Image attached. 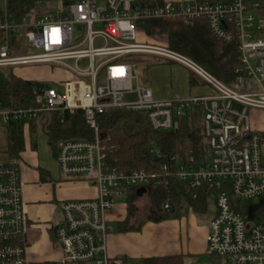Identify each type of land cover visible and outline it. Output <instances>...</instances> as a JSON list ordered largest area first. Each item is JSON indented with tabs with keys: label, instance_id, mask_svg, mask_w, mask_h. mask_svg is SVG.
<instances>
[{
	"label": "built area",
	"instance_id": "2783aa9c",
	"mask_svg": "<svg viewBox=\"0 0 264 264\" xmlns=\"http://www.w3.org/2000/svg\"><path fill=\"white\" fill-rule=\"evenodd\" d=\"M29 8L20 23L0 29L6 39L23 31L25 45L36 53L12 55L6 40L0 48V68L46 65L59 71L36 91L35 106L1 109L4 126L24 121L29 140L30 122L41 113L81 110L93 141H66L55 159L63 182H85L96 195L61 202L62 220L51 227L69 264H126L108 251L113 231L109 213L128 209V192L145 196L149 187L167 186L171 178L190 190H207L216 206L209 224L208 252L231 257L235 264H264V224L250 222L238 206L264 198V154L260 133L250 119L264 110V16L262 0H74L67 7ZM204 22L210 34L238 51L239 78L233 87L212 76L199 63L168 47L137 43L141 21ZM148 37V36H147ZM102 41L105 47L96 48ZM136 55L159 57L185 67L211 93L186 98L157 99L135 74ZM87 60L88 66L79 63ZM145 112L154 131H168L179 118L199 110L209 142V157L186 160L152 153L159 165L151 172L130 173L106 166V147L100 141L99 119L110 110ZM24 161H0V264H31L25 235L28 218L22 173ZM139 194L140 191H142ZM197 194L193 197L196 199ZM167 212L175 209L167 203Z\"/></svg>",
	"mask_w": 264,
	"mask_h": 264
},
{
	"label": "trees",
	"instance_id": "16d2710c",
	"mask_svg": "<svg viewBox=\"0 0 264 264\" xmlns=\"http://www.w3.org/2000/svg\"><path fill=\"white\" fill-rule=\"evenodd\" d=\"M5 11L0 9L1 25L20 23L26 11L36 4L60 3L67 7L74 0H4ZM261 14L264 16V0ZM139 28L148 37H163L166 46L179 54L185 55L199 63L206 71L218 80L233 87L239 78L238 51L234 45H226L215 39L204 22L187 23L184 21H141ZM23 31L10 33L6 39L5 31L0 29V48L6 42L10 43L12 55H18L24 45ZM142 61H135L140 64ZM144 73L149 65L143 63ZM15 68H0V107L1 109H27L35 106V92L50 88L51 84L21 77L15 73ZM190 85L197 84V78L190 73ZM145 112H131L125 109L110 110L99 119L100 141L106 147V166L110 169L130 173L134 170L151 172L157 168L155 150L163 156L176 155L183 160L194 156L197 160L209 157V142L203 130L202 116L199 110L189 117L179 118L175 127L168 131H154ZM24 121L5 126L6 159L23 161L26 151V133ZM31 138L35 140L38 133L45 135L56 156L61 142L95 139L94 132L87 126L84 113L77 110L74 113L59 112L41 113L30 124ZM264 145V134H261ZM33 141V140H32ZM35 148V145H34ZM3 160V159H2ZM7 161V160H6ZM197 194L196 199L193 197ZM211 193L207 190H190L185 182L171 178L167 186L149 187L145 196L140 197L134 190L128 192L126 201L129 203L127 216L119 222L115 232L124 233L139 230L132 225L139 219L137 203L146 201L147 221L162 222L171 216L192 209L197 214L208 211V200ZM171 204L175 213L163 209L165 204ZM245 218L255 217L257 222L264 224V202L261 205L244 203L238 206ZM140 224V223H139ZM188 256L175 255L169 257H153L143 259L142 264H186ZM123 262H126L124 259ZM31 264H58L55 261L31 262Z\"/></svg>",
	"mask_w": 264,
	"mask_h": 264
},
{
	"label": "crops",
	"instance_id": "0c3cea01",
	"mask_svg": "<svg viewBox=\"0 0 264 264\" xmlns=\"http://www.w3.org/2000/svg\"><path fill=\"white\" fill-rule=\"evenodd\" d=\"M175 70L176 72L183 71V69H179L178 67L175 68ZM190 73L191 72L188 71L186 76L187 79L185 78V73L181 79H176L180 85H178L174 80V83L171 82L169 86L164 88L159 87L158 85L144 86L150 88L154 97L157 99H169L175 97L186 98L210 94L211 89L198 79L196 85H190ZM39 137L40 133L37 134L35 140L31 137L29 140L27 139L26 151L23 154L25 168L23 169L24 179L22 182H24L26 212L28 218V231L24 238L28 248V258L30 262L55 261L58 264H69L66 262L64 263L63 251L57 243L56 247L52 248V251H45L44 249H42L43 251L39 250L41 248H39L38 243L42 232L40 230L42 227L46 226L44 225L45 222L49 221L48 227L46 226L45 228L49 232V241H55V238L53 237L54 232L53 230L51 231V227L57 225L58 222L60 223L62 217L60 221L55 223L51 222V220L54 219L52 215L54 212L52 211L51 218L49 220L46 219L48 217L47 211L45 212L42 210V207L40 206L41 204H39L40 202L34 200V198H32V194L37 190V182L43 184L48 179L49 183L52 184L56 182L61 188L58 205L67 200L94 197L96 195V191L91 185L81 181L73 183L63 182V180H61L62 182L53 181L50 173L46 169L40 167L38 163L37 165H34L32 160H29V158L30 156H35V151L39 148ZM48 146H50L49 141ZM27 155H29L28 158ZM26 164L29 167H26ZM28 168L29 170L31 168L33 169V171L30 170L32 172L30 173L31 176L28 175ZM57 168L59 170L58 164ZM139 203L140 202L136 204L137 209ZM127 212L128 209H124L120 206L118 210L113 211L108 215L109 225L113 229L108 237V251L111 257L121 258L123 260L125 259L126 264H131L132 261L142 262L143 259L153 257H169L175 255H185L191 257L193 255L209 254L207 238L209 233V224L213 217L208 220L206 226L202 227L198 226V221H196L193 215H189L188 218L180 219L178 221H162L163 223L161 222L159 224L152 225V223L145 224V221H147L146 213L145 216L143 214V216H140L139 219H135L132 222V225L138 227L139 230L124 233L115 232L117 224L125 219ZM111 222L114 224H110ZM54 245L55 244H53V246Z\"/></svg>",
	"mask_w": 264,
	"mask_h": 264
},
{
	"label": "rangeland",
	"instance_id": "374dc122",
	"mask_svg": "<svg viewBox=\"0 0 264 264\" xmlns=\"http://www.w3.org/2000/svg\"><path fill=\"white\" fill-rule=\"evenodd\" d=\"M42 7V10H48V11H53L55 9L60 8V3L57 2H52V3H43L40 5ZM0 9L2 11H5L6 9V4L4 0H0ZM261 37L264 38V31L260 34ZM137 43L139 44H143V45H150V46H157V47H167L166 46V41L163 37H147L145 34H143L142 32H138V40ZM105 47V44L102 41H97L96 42V48H102ZM36 53L33 49H30L25 45H23L21 52L18 55H32ZM134 59L136 60H140L142 61L140 64H138V67L135 71V74L140 76V83L142 85H148V86H159V87H166L169 86L172 83H174V80L176 81L181 79L184 76L185 73V78L187 79V74H188V70L185 69V67L183 68L180 65H177L175 63H171L169 61H165L159 57H154V56H149V55H136L134 57ZM150 64L148 71L144 73V65L143 63ZM79 66L81 68H86L88 66V61L84 60L82 62L79 63ZM181 68L183 69V71H179L176 72L175 68ZM15 73L21 77L27 78V79H32V80H38V81H43L48 82L52 77L55 76H60L61 74L59 73V71H55L52 70L49 66L46 65H38V66H26V67H17L15 68ZM153 73V75H152ZM176 83L178 85H180V83L178 81H176ZM250 119H251V123L254 127V129L261 134H264V110H252L249 114ZM6 127L0 122V161H6L8 159H6ZM39 148L37 149V151H35L36 154H34L35 156L29 158V160H32V163L34 165H38L44 169H46L49 173L51 178L53 179V181H61L62 179V175L59 174V170L57 168V162L54 158V154L53 149L48 146V139L45 135H43L42 133H40V137H39ZM30 154H32L31 152H29ZM263 154H264V146H263ZM29 155H27L28 158ZM3 159V160H2ZM25 164V162H24ZM28 165L26 164V167ZM29 167V166H28ZM25 168V167H24ZM31 171H33V169H30ZM28 168V175H30V173H32ZM22 177L24 179V174L22 173ZM49 180V179H48ZM48 180L45 181V183L40 184L39 182H37V187H36V191L33 192V196L32 198H34V200L39 201L41 204L40 206L42 207V210H44L45 212L47 211L48 213V217L46 219H50L51 218V212L53 211L54 214L53 217L54 219L51 220V222L55 223L57 221L61 220V213L60 210L58 209V200L60 199L59 195L60 194V190L61 188L59 187L58 183L54 182V183H49ZM62 182V181H61ZM264 202V198H258V199H254L252 201L249 202V204L252 205H261ZM147 207L148 204L147 202L141 201L138 205V212H139V217L140 216H144L146 215L147 212ZM216 214V206L214 203V199L213 197L209 198L208 200V211L207 213L204 214H197L195 213L192 209H189L187 211H184L183 213H179L177 215L171 216L170 218H168L167 220L163 221H173V220H180V219H184V218H188V216L193 215V217L196 219V221H198V226L202 227V226H206V223L208 222V220L212 217H214ZM256 218L255 217H251L249 218V221H255ZM49 222V221H48ZM45 222L44 225H46L48 227L49 223ZM50 222V224H51ZM162 222V223H163ZM47 223V224H46ZM59 223V222H58ZM159 224L161 222H151V221H145V224ZM110 224H114L113 222H111ZM46 226L42 227V229L40 231L41 232V237L39 240V249L40 251L42 249H44L45 251H52V248L56 247V241H49L48 237H49V232L46 228ZM53 240V238H52ZM53 244H55L53 246ZM43 251V250H42ZM234 260L231 257H219V256H215V255H210V254H204V255H193L191 257H188L186 259V264H235V262H233ZM131 264H142V262L140 261H132Z\"/></svg>",
	"mask_w": 264,
	"mask_h": 264
},
{
	"label": "water",
	"instance_id": "95a60500",
	"mask_svg": "<svg viewBox=\"0 0 264 264\" xmlns=\"http://www.w3.org/2000/svg\"><path fill=\"white\" fill-rule=\"evenodd\" d=\"M156 161H157V160H156ZM141 192H143V190H142V191H140V192H139V194H141ZM172 213H175V210H173V211H172Z\"/></svg>",
	"mask_w": 264,
	"mask_h": 264
}]
</instances>
